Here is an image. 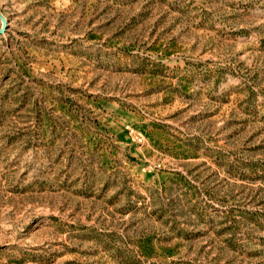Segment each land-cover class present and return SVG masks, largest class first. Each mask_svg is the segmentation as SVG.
Here are the masks:
<instances>
[{"label": "rangeland", "instance_id": "374dc122", "mask_svg": "<svg viewBox=\"0 0 264 264\" xmlns=\"http://www.w3.org/2000/svg\"><path fill=\"white\" fill-rule=\"evenodd\" d=\"M0 264H264V0H0Z\"/></svg>", "mask_w": 264, "mask_h": 264}]
</instances>
